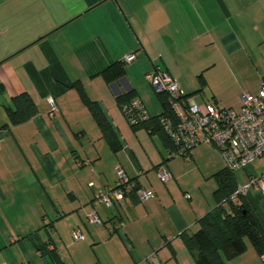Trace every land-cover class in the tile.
<instances>
[{
	"label": "crops",
	"instance_id": "1",
	"mask_svg": "<svg viewBox=\"0 0 264 264\" xmlns=\"http://www.w3.org/2000/svg\"><path fill=\"white\" fill-rule=\"evenodd\" d=\"M155 69L201 106L240 110L241 94H257L264 81V0H0V264H197L186 238L216 206L215 174L226 165L209 143L189 161L169 156L161 133L130 124L119 103L127 93L151 115L163 111L146 79ZM21 93L36 114L2 128ZM118 167L154 197L94 203L98 190L116 185ZM161 167L173 175L167 182ZM263 172L264 156L235 176L245 184ZM247 200L264 223V193L252 188ZM92 210L101 223L89 222ZM247 240L226 264H262Z\"/></svg>",
	"mask_w": 264,
	"mask_h": 264
},
{
	"label": "built area",
	"instance_id": "2",
	"mask_svg": "<svg viewBox=\"0 0 264 264\" xmlns=\"http://www.w3.org/2000/svg\"><path fill=\"white\" fill-rule=\"evenodd\" d=\"M133 59L135 54L125 57L127 62ZM146 79L157 93L167 96L173 111L174 117L161 118L166 133L175 145L180 146V151L173 156H182L189 161L196 146L209 143L215 147L226 167L231 170L245 168L264 156V81L257 94L248 92L241 94V108L237 111L233 108H224L213 101L201 106L194 100L185 98L174 76L161 69L148 72ZM50 102L52 111H55L54 100L51 99ZM122 111L130 123L149 116L148 110L138 96L124 103ZM116 174V185L98 190L94 196V203L113 207L117 203H123L131 194H135L142 202L154 197L153 190L142 186L136 187L123 168L118 167ZM158 176L162 182H167L173 177L166 167L158 169ZM252 188L264 193V172L252 176L245 184H239L232 198L235 199L239 194L247 196ZM88 218L90 223L102 222L95 210L88 214ZM73 237L76 241L82 240L84 233L76 227ZM152 263L162 264L156 258ZM262 264H264V254H262Z\"/></svg>",
	"mask_w": 264,
	"mask_h": 264
},
{
	"label": "trees",
	"instance_id": "3",
	"mask_svg": "<svg viewBox=\"0 0 264 264\" xmlns=\"http://www.w3.org/2000/svg\"><path fill=\"white\" fill-rule=\"evenodd\" d=\"M113 71L115 77H120L125 70L122 64H116L113 66ZM74 84H77V82ZM158 95L162 99L163 111L158 115L149 113L146 119L137 120L130 124L133 127L147 125L152 132L161 133L165 143L169 146V156H173L180 151V146L175 145L174 141L166 133L161 124V118L165 116L174 117V114L167 96L163 93H158ZM135 96L136 94L134 93H127L119 97L121 110H123V104L131 101ZM184 97L190 99L189 94H185ZM13 101V105L7 106L10 121L2 125V128H10L13 124L24 122L37 112L36 104L27 93L14 96ZM211 101L217 103L214 100ZM89 106L102 128L104 136L110 143H116L110 121L99 103L89 100ZM215 176L218 181V186L215 190L216 206L200 219V228L186 238V244L194 255L196 263L226 264L228 259L244 252L246 249V237L249 238L260 254H264V223L249 205L247 196L239 194L235 199L232 198L239 185L235 170L225 167L216 173ZM131 182L136 187L140 186L135 179L131 178Z\"/></svg>",
	"mask_w": 264,
	"mask_h": 264
},
{
	"label": "rangeland",
	"instance_id": "4",
	"mask_svg": "<svg viewBox=\"0 0 264 264\" xmlns=\"http://www.w3.org/2000/svg\"><path fill=\"white\" fill-rule=\"evenodd\" d=\"M246 238L249 239L248 237H246ZM72 239H73V238H72ZM247 239H246V241H248ZM72 241H74V240H72ZM74 242H75V241H74Z\"/></svg>",
	"mask_w": 264,
	"mask_h": 264
}]
</instances>
